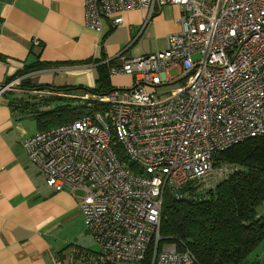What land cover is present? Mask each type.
<instances>
[{
  "label": "built area",
  "instance_id": "2783aa9c",
  "mask_svg": "<svg viewBox=\"0 0 264 264\" xmlns=\"http://www.w3.org/2000/svg\"><path fill=\"white\" fill-rule=\"evenodd\" d=\"M164 6L180 11L165 48L120 55L109 69L110 78L130 77L129 87L53 93L85 113L22 142L49 188L83 192L84 226L100 250L93 264H145L152 247L150 264H196L188 250H157L164 200L182 198L192 182L213 188L231 172L215 156L264 137V0H83L84 25L100 33L103 20L115 28L133 10L146 12L147 23Z\"/></svg>",
  "mask_w": 264,
  "mask_h": 264
},
{
  "label": "crops",
  "instance_id": "0c3cea01",
  "mask_svg": "<svg viewBox=\"0 0 264 264\" xmlns=\"http://www.w3.org/2000/svg\"><path fill=\"white\" fill-rule=\"evenodd\" d=\"M179 17L178 7L164 6L145 23L146 12L133 10L121 16L118 27L103 20L97 33L84 25L83 0H0V87L23 75L22 82L41 88L0 94V264L97 262L99 247L80 212L83 192L49 188L22 147L42 129L32 112L55 106L39 98H49L56 89H95L97 61L127 57L130 50L135 57L163 50L167 36L179 30ZM34 39L38 47L32 46ZM35 63L39 69L25 73ZM131 81L120 76L110 78V85L126 88ZM259 259L264 264V248Z\"/></svg>",
  "mask_w": 264,
  "mask_h": 264
},
{
  "label": "trees",
  "instance_id": "16d2710c",
  "mask_svg": "<svg viewBox=\"0 0 264 264\" xmlns=\"http://www.w3.org/2000/svg\"><path fill=\"white\" fill-rule=\"evenodd\" d=\"M116 61L94 63L98 75L95 89L68 86L55 92L108 95L117 89L111 87L109 77V69ZM38 69L35 63L24 71ZM20 88L41 90L30 87L27 80ZM39 99L55 101L52 108H35L32 112L42 128L40 131L66 124L85 113L86 107L71 97ZM215 161L231 169L223 181L204 190L199 189L198 182H192L182 189V198L164 200L157 250L165 245H174L178 251L188 250L196 264H259V254L264 248V214H257L258 207L264 203V137L251 138L222 151ZM153 253L152 247L145 264H150Z\"/></svg>",
  "mask_w": 264,
  "mask_h": 264
},
{
  "label": "rangeland",
  "instance_id": "374dc122",
  "mask_svg": "<svg viewBox=\"0 0 264 264\" xmlns=\"http://www.w3.org/2000/svg\"><path fill=\"white\" fill-rule=\"evenodd\" d=\"M130 52H132V50H130L128 53H126V56L128 57H135V56H132L131 55V53ZM176 70H171V71H169L168 72V76L169 77H173L174 75H176ZM115 78V77H114ZM114 78H112V79H114ZM113 83H114V80H113ZM173 88V86H163V87H160L158 90L159 91H169L170 89H172ZM165 98V97H164ZM257 214L258 215H263L264 214V203L261 205V206H259L258 207V209H257ZM92 239V238H91ZM93 243L96 245V248H98V245L93 241ZM98 250H99V248H98Z\"/></svg>",
  "mask_w": 264,
  "mask_h": 264
},
{
  "label": "water",
  "instance_id": "95a60500",
  "mask_svg": "<svg viewBox=\"0 0 264 264\" xmlns=\"http://www.w3.org/2000/svg\"><path fill=\"white\" fill-rule=\"evenodd\" d=\"M119 58V56L117 57V58H115V59H112V60H117ZM111 61V60H110Z\"/></svg>",
  "mask_w": 264,
  "mask_h": 264
}]
</instances>
